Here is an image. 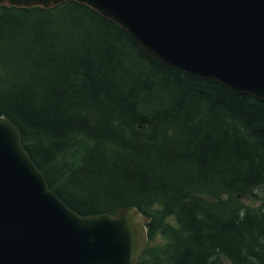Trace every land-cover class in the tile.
I'll use <instances>...</instances> for the list:
<instances>
[{"label": "trees", "instance_id": "1", "mask_svg": "<svg viewBox=\"0 0 264 264\" xmlns=\"http://www.w3.org/2000/svg\"><path fill=\"white\" fill-rule=\"evenodd\" d=\"M0 115L74 212L149 218L164 243L138 264H264V199L243 203L264 191V100L150 58L67 0L0 6Z\"/></svg>", "mask_w": 264, "mask_h": 264}, {"label": "water", "instance_id": "2", "mask_svg": "<svg viewBox=\"0 0 264 264\" xmlns=\"http://www.w3.org/2000/svg\"><path fill=\"white\" fill-rule=\"evenodd\" d=\"M66 0H0L42 7ZM124 30L152 59L264 100V0H72ZM137 209L80 216L48 188L0 116V264H136L147 242Z\"/></svg>", "mask_w": 264, "mask_h": 264}, {"label": "rangeland", "instance_id": "3", "mask_svg": "<svg viewBox=\"0 0 264 264\" xmlns=\"http://www.w3.org/2000/svg\"><path fill=\"white\" fill-rule=\"evenodd\" d=\"M257 194H258V197H248V198L243 199V203L249 207H254V208L258 207L259 204L261 203V199H264V191L258 192ZM157 208L158 206L152 207V209H157ZM166 221L169 222L173 226L176 225L172 216L168 217ZM163 243H164V239L159 233H157L156 235H154L152 239L148 241L147 248L157 247ZM142 259L143 258H141V260Z\"/></svg>", "mask_w": 264, "mask_h": 264}]
</instances>
